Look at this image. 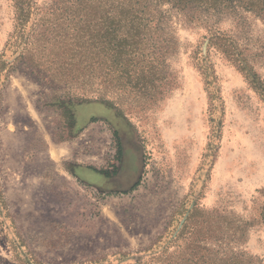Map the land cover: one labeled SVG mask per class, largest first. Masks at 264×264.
<instances>
[{"label": "rangeland", "instance_id": "1", "mask_svg": "<svg viewBox=\"0 0 264 264\" xmlns=\"http://www.w3.org/2000/svg\"><path fill=\"white\" fill-rule=\"evenodd\" d=\"M237 14L218 25L235 52L179 24L177 52H138L134 68L99 59L89 82L48 85L23 62L1 77L0 264H147L139 253L194 204L173 263L196 261L194 246L264 262V21ZM13 27L0 0V55ZM122 146L137 154L131 188L105 177Z\"/></svg>", "mask_w": 264, "mask_h": 264}, {"label": "trees", "instance_id": "2", "mask_svg": "<svg viewBox=\"0 0 264 264\" xmlns=\"http://www.w3.org/2000/svg\"><path fill=\"white\" fill-rule=\"evenodd\" d=\"M47 1L45 6H39L37 0H12L14 27L0 55V79L23 62L29 76L48 85L59 81L89 82L95 76L93 65L99 59L106 63L112 58L119 68L130 65L138 52H177L175 30L179 24L202 27L206 30V46L235 52L232 41L225 40L229 42L221 45V20L245 12L264 21V0ZM6 52L10 58L2 60ZM134 70L131 69L133 78L127 70L120 71L138 81ZM107 76V72H101L98 84L107 83ZM86 99L82 95L75 101L84 103ZM97 101L107 103L104 96ZM196 212L194 204L181 231L177 235L165 232L153 248L139 253L145 256L143 260L148 259L147 264H177L172 262L170 251L186 234ZM189 249L182 253L184 257ZM193 251L196 261L182 258L178 264H264L243 255L219 261L205 246H194Z\"/></svg>", "mask_w": 264, "mask_h": 264}, {"label": "flooded vegetation", "instance_id": "3", "mask_svg": "<svg viewBox=\"0 0 264 264\" xmlns=\"http://www.w3.org/2000/svg\"><path fill=\"white\" fill-rule=\"evenodd\" d=\"M117 164L118 165L116 166V169L113 170V174L110 176H105L107 177V181L121 182V180L125 179L129 182V184L126 186L129 188L134 186L139 174L136 152L133 151V149H127L122 146ZM122 191L127 190L122 189Z\"/></svg>", "mask_w": 264, "mask_h": 264}]
</instances>
